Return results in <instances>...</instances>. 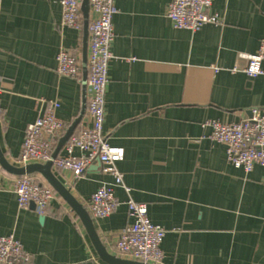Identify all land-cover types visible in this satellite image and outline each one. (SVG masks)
I'll use <instances>...</instances> for the list:
<instances>
[{
	"label": "crops",
	"instance_id": "obj_1",
	"mask_svg": "<svg viewBox=\"0 0 264 264\" xmlns=\"http://www.w3.org/2000/svg\"><path fill=\"white\" fill-rule=\"evenodd\" d=\"M169 2L113 0L102 132L124 151L117 168L130 192L113 187L116 211L90 219L106 252L120 260L132 261L114 247L129 224L130 198L146 204L149 221L165 232L160 264H264V168L245 174L230 166L204 126L239 123L254 109L264 114V75L248 78L238 58L255 53L264 39V0H213L210 13L222 23L196 32L173 28ZM93 17L87 6V25ZM60 24L58 0H0V151L11 166L38 100L57 101L56 116L68 129L81 116L73 134L87 125V36ZM61 49L80 63L75 79L56 73ZM57 156H66L64 145ZM51 170L86 212L90 196L113 184L96 161L76 181ZM28 176L47 185L39 174ZM16 179L0 168V237L18 241L30 264H106L55 192L43 216L18 208Z\"/></svg>",
	"mask_w": 264,
	"mask_h": 264
},
{
	"label": "built area",
	"instance_id": "obj_2",
	"mask_svg": "<svg viewBox=\"0 0 264 264\" xmlns=\"http://www.w3.org/2000/svg\"><path fill=\"white\" fill-rule=\"evenodd\" d=\"M82 0H58L61 7L62 28L80 32L82 26ZM213 0H170L166 16L174 29L196 32L205 25H220L216 14L210 13ZM87 5L94 17L87 25V57L85 61V87L87 125L78 133L72 134L64 144L66 156L52 159L58 142L68 130V126L56 116L60 107L54 100H38V115L24 134L20 154L15 160L17 168L31 164L51 163L52 169L67 171L73 180L80 179L85 171L97 162L100 171L112 178L111 186L102 185L93 193L87 205V213L93 220L109 217L119 204L115 199L113 187H121L125 193L130 190L123 184L117 164L124 158L122 148L111 147L102 132L105 94L108 86V65L113 59L110 45L114 39L112 17L115 13L113 0H87ZM246 61L242 72L250 79L264 75V39L259 42L253 54H238ZM80 63L70 52L61 49L57 56L56 73L60 77L75 79L80 73ZM232 71H237L234 68ZM250 117L239 123H221L207 121L211 142L225 148L227 163L241 169L245 174L255 166L264 168V114L254 109ZM3 112L0 108V117ZM78 150L81 156H73ZM12 189L20 209H27L31 203L38 216H43L55 197L53 189L40 184L28 175L16 177ZM129 224L121 231L115 243L118 255L142 264H160L162 252L160 245L164 230L152 224L147 215V205L136 203L128 198L125 203ZM31 256L13 237H0V264H30Z\"/></svg>",
	"mask_w": 264,
	"mask_h": 264
},
{
	"label": "water",
	"instance_id": "obj_3",
	"mask_svg": "<svg viewBox=\"0 0 264 264\" xmlns=\"http://www.w3.org/2000/svg\"><path fill=\"white\" fill-rule=\"evenodd\" d=\"M87 0L81 1V13L84 18V25H83V32L84 35L87 36ZM81 120L78 118L77 122L71 126L59 141V144L52 155V159L57 156L59 149L66 143L68 138L73 134V130L75 125ZM0 168L4 170L6 173L20 177L24 175H31V174H39L50 186L53 191L66 203V205L76 214L79 218L81 224L83 225L92 245L94 246L99 258L106 264H142L134 261H126L120 260L113 256H110L106 250L104 249L103 245L101 244L96 231L94 229L92 220L90 219L88 213L85 209L71 196L69 190H67L53 175L52 173V165L50 162L40 165V164H31L23 168H17L11 166L4 158L2 152L0 151ZM29 206L35 208L34 204L31 203Z\"/></svg>",
	"mask_w": 264,
	"mask_h": 264
}]
</instances>
